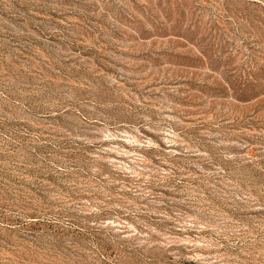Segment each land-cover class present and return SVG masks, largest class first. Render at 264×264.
Returning a JSON list of instances; mask_svg holds the SVG:
<instances>
[{
    "label": "rangeland",
    "instance_id": "obj_1",
    "mask_svg": "<svg viewBox=\"0 0 264 264\" xmlns=\"http://www.w3.org/2000/svg\"><path fill=\"white\" fill-rule=\"evenodd\" d=\"M0 264H264V0H0Z\"/></svg>",
    "mask_w": 264,
    "mask_h": 264
}]
</instances>
